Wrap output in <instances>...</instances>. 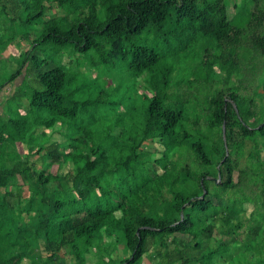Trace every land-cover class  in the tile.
<instances>
[{
  "label": "trees",
  "instance_id": "1",
  "mask_svg": "<svg viewBox=\"0 0 264 264\" xmlns=\"http://www.w3.org/2000/svg\"><path fill=\"white\" fill-rule=\"evenodd\" d=\"M250 1L263 6L245 25L239 13L228 16L230 0H0V37L12 33L0 56L22 27L37 32L0 93L24 68V79L38 87L25 105L15 102L17 91L0 103V264H66V255L70 264H90L91 251L105 264H143L145 255L154 264H264V105L252 109L264 92V0L240 5ZM8 3L14 15L6 13ZM193 31L222 50L208 59L213 76L236 81L234 91L199 106L217 132L211 145L184 129L185 112L167 105L173 71L160 68V52L135 44L154 35L166 46L175 35L184 49ZM66 51L79 61L96 53L99 66L123 62L132 76H143L138 132L114 124L107 147L96 140L97 115L89 113L91 120L69 133V122L88 107L125 114V100L73 98L65 63L50 61ZM246 52L252 64L240 69ZM61 129L65 141L58 142ZM147 142L162 150L150 151ZM189 154L191 162L183 161ZM53 166L62 172L51 173ZM247 205L254 207L249 216ZM109 243L129 255L106 256Z\"/></svg>",
  "mask_w": 264,
  "mask_h": 264
},
{
  "label": "rangeland",
  "instance_id": "2",
  "mask_svg": "<svg viewBox=\"0 0 264 264\" xmlns=\"http://www.w3.org/2000/svg\"><path fill=\"white\" fill-rule=\"evenodd\" d=\"M242 4V0H230L229 8H228V16L231 17L236 13H239L237 17V21L247 25L251 21V10L257 7H262L263 2L256 3L254 1H250L247 4L240 5L237 10H235V5ZM10 3L5 4V9L7 14H13V8ZM55 7H53L52 12H54ZM171 18V17H170ZM171 22L173 19L171 18ZM196 28V27H194ZM34 26H24L21 30L16 31V42L8 46L6 51L2 53L0 56V85L5 83L6 79H8L13 73L20 70V60L19 57L21 54L25 53L32 39L37 37V32L34 31ZM23 33L25 35H23ZM12 33L5 34L0 37V47L1 43L10 38ZM22 38V39H21ZM24 38V39H23ZM170 44L164 45V42L158 39L154 40V35L150 37H142L139 41H135V44L142 45L147 44L148 47L157 49L161 56V69H170L173 71L172 79L170 86V91L168 92V101L167 105L175 106L180 108L181 111L185 112L184 116V129L189 132L191 135L197 139L199 136H206L209 140V145L216 143V130H211L207 117V114H204V109L199 108L200 105L205 104L211 98L215 96L216 93H229L234 91V85H236V81L234 79L229 83H224L221 76L215 77L213 76L212 71L208 66V59H212L213 56L221 55L222 50L218 48L214 41L206 40L200 36L199 33L193 31L191 40L185 45L184 49L180 48L184 43L185 39L179 40L175 35L170 37ZM71 51V48H69ZM48 56L50 55V51L45 52ZM238 57H234V60ZM242 60L239 62L238 68H248L249 65L252 64V56L246 52V56L241 58ZM50 61L55 63H60L64 67H67L68 73L71 75V82L66 88V92L70 93L73 98L77 101H87L93 100L98 96L96 93H100V99L105 100H117L124 99L125 103L123 104V108L125 109V114L123 111H119L118 109L112 110L110 108H100L98 112H93L94 106L88 107L82 114V116L78 117L76 120H71L69 122L70 128L69 133L73 131L76 127L82 124H86L89 119V113L96 114L97 123L93 125L94 135L97 141H101L103 145L109 147L111 137L109 132V128L116 124L118 128H123L127 132H138L140 129V119L142 118V111L144 109L143 102L141 100V96L143 90L145 89V83L142 81V77L135 78L131 75V73L127 70L126 65L123 62L114 61L112 63L103 64L101 66L98 65L99 56L96 53H90V56L83 58L81 61L76 60L72 54L66 51L64 56H52ZM241 63V65H240ZM43 68V67H42ZM22 74L15 81L10 83L0 93V103L2 100L11 96L13 92L17 91L18 100L15 102H20V104H26L25 99H28L35 89H37V84L31 80V77L24 79L25 74H30L29 70L24 68L22 70ZM146 78V76H145ZM24 79V81H23ZM251 80L252 77H251ZM248 82L246 78V83ZM142 83V84H141ZM185 84L187 86H180ZM115 85L119 86V91L115 93H111L109 90ZM191 85V86H189ZM138 89V91H137ZM187 92L189 90V94L185 97H181V92ZM248 98L253 99V84L248 88ZM137 91V93H135ZM258 94L255 96L254 107H263L264 105V92L261 89L258 90ZM110 93V94H109ZM146 93V92H145ZM147 95V94H146ZM26 97V98H25ZM21 100V101H20ZM127 102V103H126ZM4 104L2 103L0 106V112L3 109ZM122 109V108H121ZM132 110V111H131ZM118 114H122L124 116L123 119L119 123ZM108 116V117H106ZM82 119V121H81ZM223 127V125H222ZM117 128V129H118ZM64 129V128H63ZM56 133L53 136L58 142L65 141L64 138L61 137L63 132ZM114 129V128H113ZM112 129V130H113ZM131 130V131H129ZM220 130V129H219ZM48 132V131H47ZM150 144V145H149ZM146 146H149L150 151H156L157 149L162 150V147L159 143L151 142L146 143ZM246 151L252 149V143L248 142L246 147ZM23 152V149H22ZM261 156L264 160V150L260 149ZM247 154V153H246ZM192 154L187 155V158L183 161L191 162ZM36 157H33L31 161H35ZM39 169H41V163L38 161ZM67 170V168H66ZM49 171L53 174L61 173L62 171L58 170L57 166H53L49 169ZM234 181H236V175L234 176ZM27 196V193L24 194ZM219 203L224 205V200L216 201L214 203ZM253 205H247L245 214L249 216V214L253 211ZM116 249V250H115ZM124 250V246L122 244L118 245L115 248L114 243L108 244L101 251L106 254V256L110 257V252L114 253L113 257H118L119 259H123L128 256L129 253L122 252ZM152 250H154L152 248ZM151 250V251H152ZM95 251H91V254L87 256V262L90 264H105L107 261L100 262V254L95 253ZM71 257L66 255V264H70ZM106 260V259H105ZM143 264H154V260L149 261L145 255Z\"/></svg>",
  "mask_w": 264,
  "mask_h": 264
},
{
  "label": "water",
  "instance_id": "3",
  "mask_svg": "<svg viewBox=\"0 0 264 264\" xmlns=\"http://www.w3.org/2000/svg\"><path fill=\"white\" fill-rule=\"evenodd\" d=\"M222 130H223V138H224L225 137V127H224V125L222 127ZM204 195H205V192H203L201 198H203Z\"/></svg>",
  "mask_w": 264,
  "mask_h": 264
}]
</instances>
